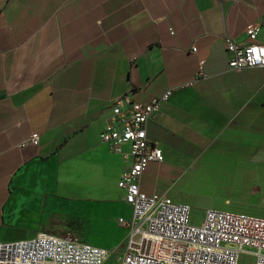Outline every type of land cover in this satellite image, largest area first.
Masks as SVG:
<instances>
[{"label":"crops","instance_id":"crops-1","mask_svg":"<svg viewBox=\"0 0 264 264\" xmlns=\"http://www.w3.org/2000/svg\"><path fill=\"white\" fill-rule=\"evenodd\" d=\"M252 22L264 45V0H0V239L84 238L77 223L128 208L125 162L98 134L114 99L166 89L146 123L163 159L140 191L198 162L242 191L222 207L264 203V68L228 69L224 46L247 44Z\"/></svg>","mask_w":264,"mask_h":264},{"label":"built area","instance_id":"built-area-1","mask_svg":"<svg viewBox=\"0 0 264 264\" xmlns=\"http://www.w3.org/2000/svg\"><path fill=\"white\" fill-rule=\"evenodd\" d=\"M258 28L255 22L244 27L249 42L242 46L224 37L228 69L264 68V45L254 41ZM205 77L198 69L187 85ZM170 92L148 102L127 95L114 99L98 134L125 162L117 184L129 214L116 219L125 230L123 250L110 257L112 250L39 230L28 238L0 241V264H250L240 262L243 254L251 264H264V217L207 207L195 222L187 203L140 191L147 162L163 159L161 149L147 141L146 123ZM38 143V133L32 132L19 146Z\"/></svg>","mask_w":264,"mask_h":264},{"label":"rangeland","instance_id":"rangeland-1","mask_svg":"<svg viewBox=\"0 0 264 264\" xmlns=\"http://www.w3.org/2000/svg\"><path fill=\"white\" fill-rule=\"evenodd\" d=\"M228 182V175L206 172L204 167L197 162L174 171L164 186L162 184L163 180H160L158 190L174 201L187 203L190 206L191 219L195 222L200 220L204 209L207 207L229 209L235 212L264 217L263 202L258 206L229 205L222 207L220 203H223L225 197L236 200L240 198V193L242 192L239 191L240 193H237L235 188L231 189L230 187H236V185L228 184ZM128 212L126 205L116 204L111 207L108 213L104 216L102 215L101 218H96V220L90 218L88 223H77L78 230L81 231L79 235L84 238L77 237L76 235V237L73 235L68 236L112 250L110 257H114L125 246V230L117 224L116 219L118 217L125 218ZM2 240L0 239V241ZM239 260L240 262L244 261L251 264V260L246 254L240 256Z\"/></svg>","mask_w":264,"mask_h":264}]
</instances>
